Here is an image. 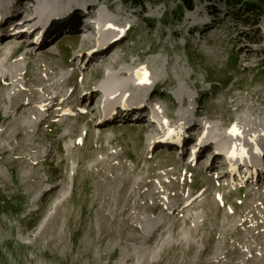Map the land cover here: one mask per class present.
Segmentation results:
<instances>
[{"label": "rangeland", "instance_id": "rangeland-1", "mask_svg": "<svg viewBox=\"0 0 264 264\" xmlns=\"http://www.w3.org/2000/svg\"><path fill=\"white\" fill-rule=\"evenodd\" d=\"M47 1L32 0L34 5L27 7L25 1L12 0L6 18L16 12L14 17L27 21L24 11L33 10L44 16L53 4L73 9L79 4L86 10L67 11L68 20L42 43V30L19 39L31 43L33 51L43 46L32 56L18 53L25 76L17 91L37 99L46 89L50 97L71 95L59 115L58 102L50 98L46 108L53 109L46 115L42 108L26 128L25 114L14 115L17 92L0 85V264H264V174L256 180L242 165L235 176L218 180L213 168L206 178L205 154L193 159L203 140L194 124L184 128L187 145L167 147L165 136L160 138L144 116L156 109L173 126L185 110L195 124L208 127L247 114L250 107L264 108V13L220 0H194L191 8L181 0ZM109 1L121 12L120 34L114 32L116 26L98 25L106 39L118 41L105 62L86 65L87 46L100 33L87 34L81 27L90 22V2L112 15ZM261 7L264 12V0ZM71 21L75 27L67 24ZM127 25L131 27L125 30ZM1 28L6 34L0 46H6L0 60L10 51L9 39L18 37L8 25ZM150 48L155 51L149 60H159L164 79L170 73L175 83L163 79L154 88L135 87L138 93L130 98L139 96L141 121L118 114L101 122L97 115H86L85 101L77 102L82 87L115 82L121 95L127 94L123 77L109 66H122L124 58L135 61ZM82 51L84 56H76ZM67 61L72 64L66 66ZM177 87L184 98L178 97ZM117 101L119 109L127 107ZM143 129L146 134L140 133ZM213 132L209 140L225 145L217 136L220 131ZM230 155L249 161L245 155ZM261 165L264 172L263 160ZM183 198L195 200L182 209Z\"/></svg>", "mask_w": 264, "mask_h": 264}, {"label": "bare ground", "instance_id": "bare-ground-1", "mask_svg": "<svg viewBox=\"0 0 264 264\" xmlns=\"http://www.w3.org/2000/svg\"><path fill=\"white\" fill-rule=\"evenodd\" d=\"M10 1L12 0H4L3 4L0 3V29H2L1 27L8 25L9 28L11 29L10 31L13 32V30H15V34L18 35V37H15L14 39L6 38V40L7 39H9V41L11 40L12 46H10L9 48L10 51L8 52V54L4 55L2 60H0V85H7L11 89L10 91H12V94L17 92L15 98H18L17 100L18 105L15 109L16 111L14 115H18L21 113L25 114L26 117L22 121L24 122L23 126H26L27 128L30 126L32 127V125H34L35 121L37 120V118L39 117L42 111V108L47 107L46 102L50 98L52 102H58L57 107H56V110L58 112L56 115H59V112L63 109V106L66 103H68L71 93L63 92L56 96L50 97L49 96L50 91L46 89L42 97L37 99L31 94L23 95L21 94V90L17 91L20 87V81H19L20 77L25 76L23 61L21 60L20 57H18V53L21 52L23 55L32 56L35 54V52H37L43 46V44H40L33 51V50H30V47H29L31 43H26V42L24 43L23 41L19 42V39L25 37L27 34L35 33L36 31L42 30L41 32H39L40 33L39 36L41 38L38 42V43L40 42L42 43L44 41L43 39L45 38L47 34L50 33L51 35V34L56 33V31L59 29L57 26H59L60 24L68 20L69 13H67V11L70 10V12L71 11L73 12V10L75 11L76 9H78V10H82L85 12L86 6L84 5L81 6L78 4V5H75L76 9L75 7L73 9L72 8L73 5H67L65 3L62 5L60 4L58 5L53 4L52 6L48 5L46 7L47 8L46 14L43 16V14H41L40 12L35 13V15H33V18H35L36 22L34 21L30 25L27 26L28 20L21 22L19 18L14 17L16 15V12L11 17L6 18L8 12L11 11V7L9 4ZM21 1H25V4L27 5V7L34 5L32 4V0H15V4ZM49 1L58 2V0H49ZM90 4L91 6H89L88 16L91 18L90 20L92 21V23L97 24V25L104 24L106 25V27L116 26V27H113L115 30L114 32L117 34H120L119 26L123 25V18L120 17L121 12L113 10L114 5H112L110 1L109 3L106 4V6L108 9L112 10L113 12L112 15L105 14L100 9H97L96 8L97 2L93 4L92 2H90ZM31 14H34V13H32V11H24V15L29 16ZM96 16L98 17L97 20L94 19L96 18ZM67 24L73 25L74 27L76 26L75 22L73 21ZM24 26H27V27L24 28ZM130 27L131 25H127L125 30H127ZM81 28L82 29L84 28L87 34L88 33L94 34L92 33V28L89 23L84 24ZM81 28H78V30L83 31ZM104 32L105 31L99 32L100 35L98 39H96L97 41L91 37V41L93 42L87 46L91 53L88 56L86 65L90 63L91 61H96V62H101V63L105 62L106 61L105 57L107 53H109V50L112 44L118 41L116 37L115 39L114 37L106 39V35ZM5 34L6 32L0 31L1 41L3 40L2 38L5 37ZM3 41H5V39ZM36 42L37 41L33 43L38 44ZM5 46L6 45L0 46V56H3L2 54L4 53ZM92 47L94 48L90 50ZM154 51L155 49L150 48L147 51L139 52L137 55V59L135 61H129L127 58H124L123 60L124 63L122 66H119L115 62L110 64L109 67H112V69L116 71V75L123 77L122 86L125 85L124 87L128 88L126 89L127 94H124V91H123V95H121L122 93L120 92L121 96L119 95V98L118 97L114 98L112 96V92L116 90V87H115L114 90L112 91V88L115 82H111L109 84L107 83V84L99 85V86H96L94 83L88 82L87 84H85V86L82 87L81 92L80 91L78 92L77 87L76 88L74 87L75 92L76 93L78 92L79 94H81L80 95L81 100H78L77 102L80 103L82 101H85L86 103L85 104L86 115H91L92 117L94 115H97L100 117L101 122H106L110 118L115 119V117L118 116L119 114V117L121 118H125V117L129 118L130 116H132V117H135V119L140 122L142 118L141 114L143 113V111L141 110L142 108L141 103H139V96L135 97V100L137 101L136 102L133 100V98H130V95L135 96L138 93L135 87L141 86L142 83L146 85L153 84L152 88H154L155 85H158L160 83V80L164 79L163 77L164 72L161 71L159 60L157 59L149 60L150 54H152ZM85 54L86 52L82 51L78 53L76 56H84ZM42 55L45 56L48 54L42 53ZM71 64L72 63L68 61L65 63L66 66H70ZM62 81L63 80L58 81L57 84H60ZM166 82H169L170 84L175 83L170 73H166L163 83H166ZM133 83L135 84L133 85ZM115 86H116V83H115ZM176 92L178 94V97L184 98L185 93H183L181 89L177 87ZM196 95H197V92H196ZM93 96L98 97L96 99V102L94 101V103H89L90 98H92ZM115 99L118 100L117 102L119 103L120 101H123L127 105V107H125V105L123 104L122 107L124 108L119 109L118 108L119 104L117 103L115 104L116 102ZM104 101H105V104H103ZM52 109L53 107L46 108L45 110L46 115L48 114L47 110H52ZM101 109L103 111H101ZM249 110H250L249 111L250 113L248 112L249 114L247 113V114H242L238 116H232L228 119V121H224L221 123H212L208 127H204L201 124L200 125L195 124L196 121L194 120L193 122L191 118L192 115H190V112L182 110L180 111V113L176 115V119L178 118L176 120L177 123L174 124L173 126H170L165 122H162V124L165 123L164 126L166 127L167 130H165L164 128H161L158 133L160 135L158 136L160 138L165 136L163 137L162 143L164 144V146H167V147H172L176 144H183V145L186 144L187 145L189 142V135H187V131L184 128L190 125V123L192 122V124H194V126L192 127L194 131H199L200 136L201 134L203 135L201 136L203 137L202 138L203 140L201 142H198L199 147H198L195 157L193 158L197 160V158L201 156V154L204 153L207 147H209V144L211 142L212 143L214 142V141L209 140V138H214L213 136H215L213 135L214 134L213 131L214 130L220 131V133L217 134V136L219 135L221 140L224 142L226 150L229 151L231 154L236 155L238 157L245 155V157L248 158L250 164H253V165L255 164V167H256L255 171L258 173H262L263 171L261 168V163H260L261 161H260L258 154L256 153L257 152L263 153L262 155L264 156V108L257 109L254 107H250ZM113 112L115 113L113 114ZM71 114H74V113H71ZM208 118L214 119V117L212 116H208ZM44 119L45 117L41 118L40 120L43 121ZM182 128L183 130L181 132ZM207 128H208V131H207ZM178 131H180V133ZM140 133L146 134L147 131L143 129L140 131ZM190 143H191V139H190ZM164 146H161V147H164ZM161 152L163 153L164 151L161 150ZM219 155H221V153ZM168 156L172 157L173 154H171V152H168ZM217 160L218 158L215 156V158L213 157L212 163H208L206 165L207 166L206 173H204V176L206 178H208L209 176L207 174L209 170H212L213 168L218 169L222 167V165L217 164ZM242 168L243 166L240 163L237 165L236 169L239 172L241 171ZM233 175L235 176L236 173H233ZM226 176H228V172L224 171L222 174H218L217 178L219 180ZM245 176H246L245 178L246 182L244 184H246L249 181L248 179L249 175L245 173ZM259 179L257 178L256 180H259ZM43 197H45V195H42V198ZM184 199L185 198H183L181 201H183ZM194 200L195 198H192L191 201L186 200L181 203L180 207L183 209L189 206ZM145 220L148 223L152 222L150 218H145Z\"/></svg>", "mask_w": 264, "mask_h": 264}, {"label": "trees", "instance_id": "trees-1", "mask_svg": "<svg viewBox=\"0 0 264 264\" xmlns=\"http://www.w3.org/2000/svg\"><path fill=\"white\" fill-rule=\"evenodd\" d=\"M181 1L186 7L191 8L194 0H181ZM220 1H223L231 6L237 5L239 10L242 11L244 10L246 12L256 13L260 15L264 13L261 7V3L263 0H259V2H248L245 0H220Z\"/></svg>", "mask_w": 264, "mask_h": 264}]
</instances>
